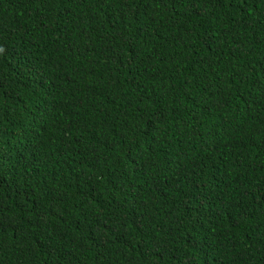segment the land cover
I'll return each mask as SVG.
<instances>
[{
  "label": "trees",
  "instance_id": "1",
  "mask_svg": "<svg viewBox=\"0 0 264 264\" xmlns=\"http://www.w3.org/2000/svg\"><path fill=\"white\" fill-rule=\"evenodd\" d=\"M0 264H264V0H0Z\"/></svg>",
  "mask_w": 264,
  "mask_h": 264
}]
</instances>
